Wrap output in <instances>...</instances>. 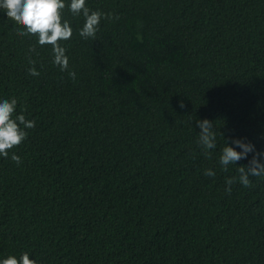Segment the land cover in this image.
<instances>
[{
  "label": "trees",
  "instance_id": "trees-1",
  "mask_svg": "<svg viewBox=\"0 0 264 264\" xmlns=\"http://www.w3.org/2000/svg\"><path fill=\"white\" fill-rule=\"evenodd\" d=\"M87 6L111 18L85 40L84 18L63 10L73 27L61 42L65 71L51 63L50 45L20 36L23 26L0 8V94L35 120L9 152L22 164L0 158V256L264 264V178L244 187L243 165L219 164L223 134L264 148V0ZM30 56L38 77L27 71ZM203 118L217 136L207 154L196 143Z\"/></svg>",
  "mask_w": 264,
  "mask_h": 264
},
{
  "label": "clouds",
  "instance_id": "clouds-1",
  "mask_svg": "<svg viewBox=\"0 0 264 264\" xmlns=\"http://www.w3.org/2000/svg\"><path fill=\"white\" fill-rule=\"evenodd\" d=\"M66 7L73 16L84 18L78 34L85 40L94 39L101 20L111 18L110 13L91 10L87 6V0H0V8L4 14L23 26L17 29L20 36H34L37 45L51 46V63L61 71L68 70L69 67L67 48L61 42L70 40L73 35L72 24L63 15ZM29 53L38 55L35 45L30 46ZM35 63L30 56L29 64L32 66L27 71L29 75L38 77L40 72L34 66ZM68 75L72 79L76 78L74 71H69ZM18 103L17 97L0 94V158H10L19 166L22 164L21 157L15 152L9 156V152L27 138V130L35 127V120L27 119L23 110L17 112ZM180 107H184L182 102ZM195 127L199 129L196 143L205 154L216 149L217 136L212 121L208 118L197 119ZM223 140L219 164L224 170L230 164L243 165L238 169V182L244 187L251 184L250 177L264 178V148H257L253 141L244 137L223 134ZM242 160L247 163L238 164ZM203 174L208 177L216 175L211 168L205 169ZM234 182L236 178L225 181L226 192H231ZM0 264H42V261L30 252L23 251L19 255L10 253L0 256Z\"/></svg>",
  "mask_w": 264,
  "mask_h": 264
}]
</instances>
